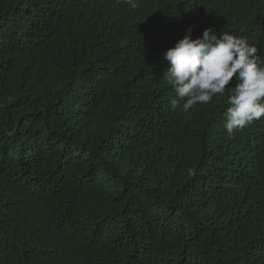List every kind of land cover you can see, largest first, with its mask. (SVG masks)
<instances>
[{
  "label": "trees",
  "instance_id": "obj_1",
  "mask_svg": "<svg viewBox=\"0 0 264 264\" xmlns=\"http://www.w3.org/2000/svg\"><path fill=\"white\" fill-rule=\"evenodd\" d=\"M135 2L0 0V264H264V117L173 110L162 59L189 27L264 59V0Z\"/></svg>",
  "mask_w": 264,
  "mask_h": 264
},
{
  "label": "clouds",
  "instance_id": "obj_2",
  "mask_svg": "<svg viewBox=\"0 0 264 264\" xmlns=\"http://www.w3.org/2000/svg\"><path fill=\"white\" fill-rule=\"evenodd\" d=\"M132 8L135 0H125ZM192 27L173 47L163 52L170 67L164 73L175 93L170 100L173 110L188 112L195 105L223 96L228 88L224 127L229 136L254 120L264 117V59L255 45L227 30H204L193 38ZM235 78V85L229 86ZM182 102V103H181Z\"/></svg>",
  "mask_w": 264,
  "mask_h": 264
}]
</instances>
